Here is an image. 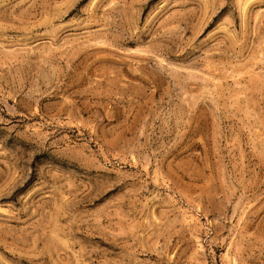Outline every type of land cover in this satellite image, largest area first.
Listing matches in <instances>:
<instances>
[{
  "label": "rangeland",
  "instance_id": "obj_1",
  "mask_svg": "<svg viewBox=\"0 0 264 264\" xmlns=\"http://www.w3.org/2000/svg\"><path fill=\"white\" fill-rule=\"evenodd\" d=\"M0 264H264V0H0Z\"/></svg>",
  "mask_w": 264,
  "mask_h": 264
}]
</instances>
